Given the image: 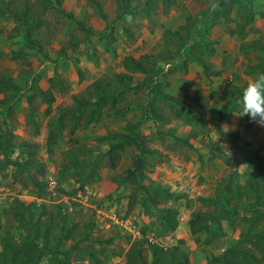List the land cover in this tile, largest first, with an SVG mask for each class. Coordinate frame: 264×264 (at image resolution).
Listing matches in <instances>:
<instances>
[{"label": "rangeland", "instance_id": "374dc122", "mask_svg": "<svg viewBox=\"0 0 264 264\" xmlns=\"http://www.w3.org/2000/svg\"><path fill=\"white\" fill-rule=\"evenodd\" d=\"M20 1L0 0V72L19 87L17 97L7 103L6 96L0 95V121H4L0 134L11 145L9 155L0 154V236L9 233L20 247L27 237L40 245L33 232L45 228L49 212L57 211V206L71 222L92 226L88 239L75 235L61 244L70 260L77 254V244L80 250L89 247L87 253H94L84 257L86 264H125L134 243L181 246L189 264H209L230 248L251 250L245 218L255 220L250 221L252 233L264 228V211L257 207L264 203V189L255 198L248 193L235 196L226 188L229 176L243 185L256 165H264V127L248 116H237L238 104V110L226 111L225 117L219 116V110L231 87H245L260 74L245 69L264 63V53H241L234 22L222 21L209 30L214 54L206 58L207 72L194 62L182 69L183 52L169 35L188 16L198 18L214 0H154L151 11L131 10L120 16L114 0H97L101 13L90 0H62L61 4L49 0L43 15L48 29L33 34L30 40L39 45L30 42V46L9 17ZM252 11L254 22L246 31L247 40H264V0H252ZM151 55L165 56L156 58L155 82L165 94L193 105L206 123L194 133L182 120L169 117L158 123L148 117L139 132L146 153L126 146L111 168L107 165L111 135L138 121L141 108L153 96L145 77L129 74L133 87L123 92L122 102L101 109L97 122L87 125L81 119L72 130L76 103L88 98L87 90L103 77L125 73V57ZM40 89L52 94L50 105L37 95ZM163 105L167 112V103ZM139 156L143 168L135 173L132 163ZM30 158L34 164L26 166ZM32 178L40 181L38 188ZM42 184H47L44 191ZM142 186L161 188L154 199L157 204L148 201ZM163 190L171 197L166 198ZM15 200L22 203L16 210ZM167 210L175 211L177 224L163 233L161 221ZM19 213L25 214L23 222ZM193 219L206 229L192 234ZM142 255V264H150L149 252ZM49 259L45 257L41 264Z\"/></svg>", "mask_w": 264, "mask_h": 264}, {"label": "trees", "instance_id": "16d2710c", "mask_svg": "<svg viewBox=\"0 0 264 264\" xmlns=\"http://www.w3.org/2000/svg\"><path fill=\"white\" fill-rule=\"evenodd\" d=\"M61 1L56 0V4H61ZM90 2L101 13V3L97 0H90ZM114 2L116 6L115 13L119 16L131 10H139L143 13L151 11L154 8V0H114ZM133 3L136 4L132 8ZM11 4H13V1L9 2V6ZM50 4L51 1L49 0H22L9 11V17L14 19L15 24L21 28L30 46V42L33 46L39 45L38 41L30 40L33 34H36L42 29H48L43 15ZM102 15L103 18L106 17L104 14ZM222 21L228 23L234 22L235 33L241 40L239 45L241 53L244 55H249L252 52L264 53V40L262 38L247 40L246 36L248 27L254 22L252 0H214L207 10L200 12L198 18L188 16L185 23L177 31L169 35L177 50L183 52L184 59L179 64L183 70H186L187 62H194L203 71L207 72L209 64L206 58H210L214 54V41L208 36L209 30ZM81 25L83 26V24ZM157 57L162 60L165 56L159 55ZM156 58L152 55L141 56L139 59H135L132 56L125 57L123 59L125 73L116 74L107 79L103 77L102 80L91 85V91L89 89L87 90L86 94H88V98H84L76 103L78 114L74 115L71 121L72 130L77 128L81 119L87 125L92 121L97 122L101 109L105 107L114 108L122 102L123 92L131 90L133 87L129 74L136 72L145 77L146 85L153 93V96L151 99L146 100L145 106L141 108L144 115L142 114L138 121L129 122L122 133H114L111 135L113 143L107 151V165L111 168L117 165L121 158V151L126 146L135 147L141 154L146 153L142 149L139 132L148 117L158 123L167 121L169 117L182 120L192 128L194 133L197 132V128H202L206 123L203 114L193 105L184 99L165 94L161 88V84L155 82L154 77L158 76L159 71L155 65ZM251 71L264 73V63H256L245 69L246 73H250ZM243 88L242 86L231 87L227 91L219 110L220 117H225L227 114L226 111L234 112L238 110L236 104L242 95ZM7 92H11V95H5ZM18 92L19 87L13 82L12 78L0 72V95L3 94L6 96L5 103L10 98L17 97ZM37 95L41 96L44 99L43 101L49 105L54 101L52 94L44 92L41 89L38 90ZM29 97L32 101L33 96ZM163 102L167 103V112H165L164 105L162 106ZM86 106H90L91 109L86 111ZM0 125H4V121H0ZM27 146L31 147L29 145ZM10 147L9 141L0 134V154L9 155ZM33 159L30 158V160H27L26 166L31 165L34 161ZM132 164L134 167L133 172L134 170L135 173L140 172L143 168L141 156L135 157ZM31 182L37 188L41 185L40 181L36 178H32ZM227 182L226 191L228 193L235 194L238 197L240 196L238 194L244 195L248 193V195H252L255 198H260L259 191L260 189H264V165H256L243 185H239L232 175L228 177ZM43 186L45 188L47 184H42V191H44ZM257 187L259 190L256 192ZM142 188L145 189L144 191L146 192L148 201L151 200L154 204H157L158 202L154 201V199L157 196V192H161V188H157V190H153L147 186H142ZM163 193L166 198L171 197V193L168 190H163ZM15 201L16 210L22 203L19 200ZM250 205V208H252L253 205ZM54 207L57 211L51 210L49 212L45 220V228L33 232L41 241L40 245L32 241V237H27L23 241L22 247H20V244L9 233H4L0 236V264H41V261L47 256H50V259L43 264H86L84 257L87 254H91L90 257H92L94 251L87 253L90 249L89 247L80 250L77 244V254L70 260L69 254L61 250V244L67 240H72L75 235L83 240L88 239V229L92 226L87 222H84L82 226L79 222H71L67 215L62 212L61 208ZM257 207L261 211H264V203H260ZM166 213L167 215L161 221L163 233L173 231L177 224L175 222V211L167 210ZM19 214L20 221L23 222L25 214ZM245 220L249 224L247 231L250 234L248 233L247 241L251 250L245 249L244 251H238L235 248H230L220 255L211 258L209 264H264V228L255 230L252 233L253 226L250 221L255 222V220L252 217L245 218ZM189 225L192 234L206 229V226H200L199 220L196 219L191 220ZM73 249H76V247H73ZM143 252H149L151 255L150 264L190 263L189 255L181 246L163 248L155 243H149L147 246L134 243L130 246L126 254L127 261L125 264L144 263ZM254 252H256L257 256H255ZM59 256L63 258L60 259Z\"/></svg>", "mask_w": 264, "mask_h": 264}, {"label": "clouds", "instance_id": "9594fccd", "mask_svg": "<svg viewBox=\"0 0 264 264\" xmlns=\"http://www.w3.org/2000/svg\"><path fill=\"white\" fill-rule=\"evenodd\" d=\"M237 104L240 110L237 116H248L252 122L264 127V73L247 82Z\"/></svg>", "mask_w": 264, "mask_h": 264}]
</instances>
